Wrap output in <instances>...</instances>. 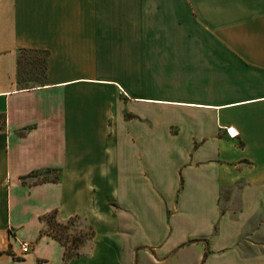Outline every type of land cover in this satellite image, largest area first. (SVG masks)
<instances>
[{
	"label": "crops",
	"instance_id": "0c3cea01",
	"mask_svg": "<svg viewBox=\"0 0 264 264\" xmlns=\"http://www.w3.org/2000/svg\"><path fill=\"white\" fill-rule=\"evenodd\" d=\"M0 117V264H264V0H0Z\"/></svg>",
	"mask_w": 264,
	"mask_h": 264
},
{
	"label": "trees",
	"instance_id": "16d2710c",
	"mask_svg": "<svg viewBox=\"0 0 264 264\" xmlns=\"http://www.w3.org/2000/svg\"><path fill=\"white\" fill-rule=\"evenodd\" d=\"M26 52H21L19 59H18V82L22 85L21 76H20V59L21 56ZM45 61H41L40 65L38 63V68L35 70L36 75H39V78L44 76L45 74ZM43 63V64H42ZM33 82L38 83L39 80L37 77H34L32 80ZM41 222H44L47 226V228L42 232V234L49 236L59 242L65 249L64 251V262H67L71 260L72 258H75L79 255V249L80 247L87 241L90 240L93 237V231L90 230L89 233H78L74 236L70 234L71 227H73V224L75 221L79 220L78 218H73L67 221L64 224L58 223L55 219V213H51L49 215L43 216L40 218ZM49 229H51L50 232ZM70 243V245H68ZM205 257V256H204Z\"/></svg>",
	"mask_w": 264,
	"mask_h": 264
},
{
	"label": "rangeland",
	"instance_id": "374dc122",
	"mask_svg": "<svg viewBox=\"0 0 264 264\" xmlns=\"http://www.w3.org/2000/svg\"><path fill=\"white\" fill-rule=\"evenodd\" d=\"M40 61H42V56L40 54H32V53H24L22 56H21V59H20V76H21V81H22V84L23 85H28L30 83L32 84H35V82L33 81H28V79L30 78V76L32 75L31 72L34 68V66L39 63ZM35 77V75H34ZM176 196L180 194V192L178 193H175ZM223 196H226L227 198H229L230 195H233L234 192H230V191H225L224 193H222ZM260 196V195H258ZM257 196V198H258ZM256 195L255 194H252L250 195L249 199L251 200H256ZM186 200L188 201H193L195 199V202L197 201V193L195 192H189V193H186V197H185ZM177 201H175L174 203H176ZM172 199H170L169 201V205L172 207V205H174ZM157 204H153V205H149V208L150 210L154 211V215H158L159 214V211L155 208ZM168 210H171L170 207H167V210L165 211V214L167 215V211ZM201 210V208L199 209ZM198 211V210H197ZM199 215H203V213L200 211ZM156 222V221H154ZM84 227V223L81 222V221H75V223L73 224V227H71V230H70V234L72 236L80 233V232H84L85 230L82 231V228ZM47 228V226H46ZM50 232H53L54 231H51V229H49ZM84 233H89V230ZM68 245H70V243H68Z\"/></svg>",
	"mask_w": 264,
	"mask_h": 264
},
{
	"label": "built area",
	"instance_id": "2783aa9c",
	"mask_svg": "<svg viewBox=\"0 0 264 264\" xmlns=\"http://www.w3.org/2000/svg\"><path fill=\"white\" fill-rule=\"evenodd\" d=\"M6 124V118L5 117H0V129H2V127H4ZM20 250L22 254H27L30 252L31 250V245L24 241L20 244Z\"/></svg>",
	"mask_w": 264,
	"mask_h": 264
}]
</instances>
